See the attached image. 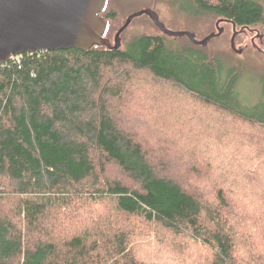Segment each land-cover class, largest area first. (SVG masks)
<instances>
[{"label":"trees","instance_id":"trees-1","mask_svg":"<svg viewBox=\"0 0 264 264\" xmlns=\"http://www.w3.org/2000/svg\"><path fill=\"white\" fill-rule=\"evenodd\" d=\"M157 4L192 19L264 31V0H105L98 17L110 48L25 54L0 64V264H168L144 243L195 251V264H264L258 250L264 194L251 199L249 182V167L264 165L255 164L264 137V85L257 102H243L236 91L241 75L225 72L188 38L182 46L162 32L128 35L127 27L113 49L121 9L131 16ZM137 76L167 87L173 107L175 98H186L256 129L234 141L253 153L241 156L238 146L229 162L221 143L209 144L214 155L204 151L217 164H202L217 170L221 185L188 189L178 171L195 161L194 133L187 135L186 161L167 149L151 153L159 143L144 142L138 124L145 121L128 114ZM194 167L197 182L203 173Z\"/></svg>","mask_w":264,"mask_h":264},{"label":"rangeland","instance_id":"rangeland-1","mask_svg":"<svg viewBox=\"0 0 264 264\" xmlns=\"http://www.w3.org/2000/svg\"><path fill=\"white\" fill-rule=\"evenodd\" d=\"M157 5L156 7H152V13L156 16V21L164 30L176 34H190L197 41H203L208 36L215 35L208 39L204 45H196V48L204 51L209 57L218 59L219 62H221V66L224 67L223 70H225V72L228 71L229 73V69L232 68L234 74L241 75L236 84L238 95L243 102L249 104L257 102L262 92V86L264 85V31L240 30L212 17L192 19L185 15L177 14L167 7L159 4ZM129 10L130 9L122 8L120 11V14L124 18L122 25L125 24V20H127V17L131 13ZM218 31H220L219 34ZM135 32L161 34L162 31L156 27L148 17L139 16L130 21L128 29L126 30V34L128 35ZM165 35L168 36V40L174 41L177 45L183 46L190 43L187 37L182 35ZM123 36L124 35H122V38ZM136 83V96L127 99L129 108L128 114L130 113L134 119H138L136 120L137 122L140 120V117L145 121L144 126H142V121H139L140 124H138L139 135L142 136L144 142L159 143V145L149 150L151 153L154 151L160 152L161 149H167L173 157L181 156L182 159L186 161L188 159L186 147L191 148V146L187 145V142H189V137H187V135L188 132H190L191 135L192 131L194 133V140L196 142L190 141L189 143H193L192 146H194V148L192 147L191 150L195 154L191 157L195 161L191 162L192 165L188 163L187 166L185 164L183 166L182 164V171L180 169L178 171L187 176L188 189L197 185L201 189L208 190V187L214 186L216 189V187L221 185V179L217 176V170L213 167V171L209 172L202 164L215 161L210 157L211 155L209 153H213L209 151V144H215V141L219 144L221 143V149L223 151L219 153L223 154L224 152L225 157L230 159L229 162L236 160L237 150L240 151L242 149V151H240L241 156H248L253 153V151L250 152V148H247V146H239L234 141L236 138L240 139L242 135L255 134L256 129H254L255 131L251 130L245 127L244 124L235 123L229 118H218V115L217 117L216 114L209 112L206 107H197L186 98H180L179 100L175 98L178 103L173 107L174 104L169 100L172 96L169 89L159 83L152 84L151 79L145 76H137ZM144 108H146L147 113L143 112ZM167 113L170 115L176 114L175 119L173 120V117L170 115L168 116ZM189 117L191 120H188ZM188 125L190 128L189 131L187 130ZM160 131L162 132L160 133ZM182 133L183 135L179 137L178 135ZM243 139L242 137L241 140ZM238 146L241 147V149H239ZM260 146L261 152L259 159L255 162L256 166H258L257 162H260V159H263L261 163L264 161V137L261 139ZM204 149L209 153H206ZM197 161L198 164H196ZM214 164H217V161H215ZM261 166L262 167L258 169L249 167V173H252V171L254 173V177L251 178L252 181L249 179L254 190L251 199H256L257 201H261L263 199L261 195L264 194V165L261 164ZM192 167H194L195 170L202 171L203 178H201L200 181L196 182L194 176H191L193 172V170H191ZM226 171L234 173V170L229 167ZM244 183H246V181ZM201 195L203 196L204 194L201 193ZM164 236L169 242H172L169 236L165 234ZM148 238L149 237L145 240ZM253 238L254 241H256L254 236ZM143 242L144 239L140 240L139 244L143 245ZM260 243H262L261 239ZM145 248L154 254L162 256L161 260L164 259L165 263L167 262L168 264H182L180 262H183V264H195L194 257L200 261L195 251L191 253L187 250L180 253L176 252L174 249L162 251L160 247L153 250V246H145L144 243V249ZM258 250L264 251L261 246L258 247ZM148 261H150V259H148Z\"/></svg>","mask_w":264,"mask_h":264},{"label":"water","instance_id":"water-1","mask_svg":"<svg viewBox=\"0 0 264 264\" xmlns=\"http://www.w3.org/2000/svg\"><path fill=\"white\" fill-rule=\"evenodd\" d=\"M104 4L105 0H0V64L25 54L86 50L93 45L110 48L102 37L105 22L98 17ZM142 15H147L163 33L185 36L195 45H204L215 36L197 41L190 34L168 32L152 11L142 10L127 18L115 36L113 49H118V37L130 21Z\"/></svg>","mask_w":264,"mask_h":264}]
</instances>
